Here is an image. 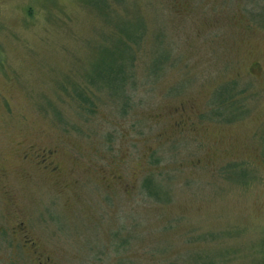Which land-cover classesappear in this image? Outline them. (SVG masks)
<instances>
[{
  "label": "rangeland",
  "instance_id": "374dc122",
  "mask_svg": "<svg viewBox=\"0 0 264 264\" xmlns=\"http://www.w3.org/2000/svg\"><path fill=\"white\" fill-rule=\"evenodd\" d=\"M261 5L0 0V264H264ZM105 17L145 29L136 65L159 32L172 58L125 112L88 83L116 71L95 49ZM75 85L95 93L92 111ZM147 176L168 200L141 192Z\"/></svg>",
  "mask_w": 264,
  "mask_h": 264
},
{
  "label": "trees",
  "instance_id": "16d2710c",
  "mask_svg": "<svg viewBox=\"0 0 264 264\" xmlns=\"http://www.w3.org/2000/svg\"><path fill=\"white\" fill-rule=\"evenodd\" d=\"M261 8H264V5H261ZM106 11H110L108 6ZM103 13V15H106V12L103 11ZM251 16L254 17V14ZM117 20L124 23L127 22L125 19L104 18V25L105 23L107 26L109 25L110 27L106 28L112 33L110 35L103 34L101 41L95 45V49L98 51L100 49L110 51L108 62L114 64L116 71L115 73L111 72L107 78L98 85L96 81H90V79H88V83L94 88H105L110 96L121 100L122 109L125 112L127 107L131 106L129 104L131 101V93L133 94L134 91L137 90L136 88L138 85L154 84L159 75L158 73L164 69V66L171 65L172 58L170 57V52L158 56L159 52H157V47L163 43L162 35L159 32L156 33V38L154 36V39L156 40L155 47L149 52L146 62H142L143 66L141 65V61L138 63L139 65H136V51L144 38L145 29L143 26L136 28L132 32H130V28L125 26L126 29H119L118 26H120V24L117 23ZM102 41L103 44H101ZM64 88H66V86H64ZM91 92L94 93L90 88L86 89L77 85L74 86L72 92V95L76 97L78 103L83 104V106L86 105L84 106V109L87 112L93 110L92 96L94 95H91ZM233 103V99L231 97L228 98V96H226L225 99H222L221 97L217 98L214 104H217L219 107L212 111L215 114L214 119H219L223 122L233 119L235 116L230 114V104L232 105ZM220 110L222 112H220ZM211 117L212 116L209 118ZM167 187V184L164 185L161 182H157V178L153 179L152 176H147L142 182L141 192L150 199L164 202L170 198V193L167 191ZM128 242V238H122L119 246L124 248ZM262 253L264 261V246Z\"/></svg>",
  "mask_w": 264,
  "mask_h": 264
},
{
  "label": "flooded vegetation",
  "instance_id": "af4514ba",
  "mask_svg": "<svg viewBox=\"0 0 264 264\" xmlns=\"http://www.w3.org/2000/svg\"><path fill=\"white\" fill-rule=\"evenodd\" d=\"M52 153H53L52 151H46L45 154H43V156H42L43 158L41 157L42 159H40V162L43 163V164H45V162L48 161V159H47L46 156H47V155H48V156H51ZM40 156H41V155H40ZM55 169H56L55 167H52V168H51V170H55Z\"/></svg>",
  "mask_w": 264,
  "mask_h": 264
}]
</instances>
